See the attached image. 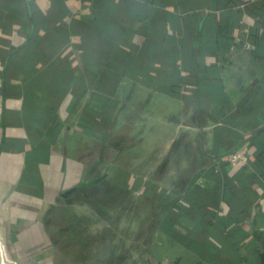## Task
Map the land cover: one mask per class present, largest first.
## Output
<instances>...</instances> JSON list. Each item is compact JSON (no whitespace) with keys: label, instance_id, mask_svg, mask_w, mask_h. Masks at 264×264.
<instances>
[{"label":"crops","instance_id":"0c3cea01","mask_svg":"<svg viewBox=\"0 0 264 264\" xmlns=\"http://www.w3.org/2000/svg\"><path fill=\"white\" fill-rule=\"evenodd\" d=\"M11 239L32 264H264V0H0Z\"/></svg>","mask_w":264,"mask_h":264},{"label":"rangeland","instance_id":"374dc122","mask_svg":"<svg viewBox=\"0 0 264 264\" xmlns=\"http://www.w3.org/2000/svg\"><path fill=\"white\" fill-rule=\"evenodd\" d=\"M103 160H105V156H104ZM111 228H112V226H111ZM113 233H115V232L113 231ZM117 234L120 235V232L117 233ZM119 235H117L118 237L116 236L117 238H115V239H120ZM2 236H3V240L6 239V234L5 233H2ZM106 241H103L102 245H104V243ZM112 241H114V240H112ZM15 242L16 241H14L13 239L8 240L7 243L5 241H3V251H4V254H5V257L7 256V258L9 259V264H12L11 261L13 263H15V264H32L30 256L33 254V252H32L33 249H28V250L26 249L25 256H27V258L24 259L23 249H19ZM103 248L104 247H102V249ZM97 251L100 252L101 249L98 248V249H96L95 252H94L93 249H89V250L88 249H84L82 251L83 256L82 255L80 256V258L82 260L80 264H102L101 263L102 262L101 258L103 257L104 253H103V255L100 256L101 253H97ZM103 252H104V249H103ZM93 253H95L94 255H96V257L92 256V257L95 258V260L92 257L90 258V255H93ZM56 258H57L58 261L60 260V258L58 256ZM22 259L25 260V261L22 262ZM40 264H47V262L46 261H42V263H40Z\"/></svg>","mask_w":264,"mask_h":264},{"label":"trees","instance_id":"16d2710c","mask_svg":"<svg viewBox=\"0 0 264 264\" xmlns=\"http://www.w3.org/2000/svg\"><path fill=\"white\" fill-rule=\"evenodd\" d=\"M93 102L91 103V105H90V107L91 106H94V107H96V109H98L103 115H105V114H107L108 116H110V114H111V112H110V108H109V106L108 105H106L105 104V102H104V100H99V99H104V98H101V97H98V96H93ZM94 109L93 108H91V111H93ZM109 128V127H108ZM107 127H105V128H103V130H102V142L103 143H105V144H107V146L109 147V145H111V143L113 144V136H109V129H108ZM106 129V130H105ZM104 149H105V145H103V150H102V152H101V158H102V160L104 159V156H105V154H107L105 151H104ZM182 200L186 203V204H188V206L187 207H185V208H187L186 210H191V208H192V206H193V204H194V202H195V200H193V199H191V197H190V195L188 194V192H186V194H184L183 196H182ZM181 206V205H180ZM6 259H7V261H8V264H9V259L7 258V256H6ZM150 261H151V263L152 264H155L151 259H150Z\"/></svg>","mask_w":264,"mask_h":264},{"label":"built area","instance_id":"2783aa9c","mask_svg":"<svg viewBox=\"0 0 264 264\" xmlns=\"http://www.w3.org/2000/svg\"><path fill=\"white\" fill-rule=\"evenodd\" d=\"M246 158V155L238 151H233L228 155V160L232 165H235L240 160L245 161Z\"/></svg>","mask_w":264,"mask_h":264},{"label":"water","instance_id":"95a60500","mask_svg":"<svg viewBox=\"0 0 264 264\" xmlns=\"http://www.w3.org/2000/svg\"><path fill=\"white\" fill-rule=\"evenodd\" d=\"M0 264H8V261L5 257L4 251H3L1 241H0Z\"/></svg>","mask_w":264,"mask_h":264}]
</instances>
